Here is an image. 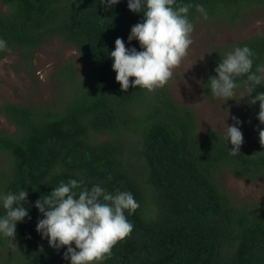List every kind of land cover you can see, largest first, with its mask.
I'll list each match as a JSON object with an SVG mask.
<instances>
[{
	"label": "trees",
	"instance_id": "16d2710c",
	"mask_svg": "<svg viewBox=\"0 0 264 264\" xmlns=\"http://www.w3.org/2000/svg\"><path fill=\"white\" fill-rule=\"evenodd\" d=\"M0 2L6 7L0 10V37L11 49L0 58L16 53L29 67L42 41L58 35L77 48L85 65L81 76L71 63L64 66L60 75L71 80V92L55 106L0 103V113L14 125L11 133L0 132V190H28V216L17 222L13 242L0 238V264H67L65 247H50L36 231L42 214L33 202L69 178L131 191L139 202L134 212H125L131 233L102 264H264V201L237 207L216 179L222 169L251 180L264 177V144L243 137L239 152L230 154L232 145L220 132L207 128L197 136L193 109L177 103L166 84L153 91L131 85L122 90L115 80L107 53L117 37L139 50L138 41L127 37L141 13L129 10L127 0L112 7L100 0ZM177 2L191 4L193 23L205 19L196 4L204 6L207 20L229 24L264 6V0ZM245 44L255 53V69L264 60V32L227 50ZM220 55H207L206 97L212 96L207 81ZM256 90L264 91V84ZM250 110L256 122L259 102Z\"/></svg>",
	"mask_w": 264,
	"mask_h": 264
},
{
	"label": "clouds",
	"instance_id": "9594fccd",
	"mask_svg": "<svg viewBox=\"0 0 264 264\" xmlns=\"http://www.w3.org/2000/svg\"><path fill=\"white\" fill-rule=\"evenodd\" d=\"M118 2L100 0L107 7ZM127 7L142 14L141 20L131 26L127 37L129 42L138 41L139 50L131 45L126 47L124 39L117 37L114 49L107 55L113 58L115 80L122 90L131 85L153 91L168 83L173 69L181 64L193 43L194 24L188 15L191 4L177 0H127ZM195 8L207 18L202 4H196ZM4 51L11 49L6 39L0 37V52ZM254 56L247 44L234 45L220 55L215 75L208 78L207 85L211 94L224 102L236 98L237 89L243 86L246 91L241 93L240 99L247 96L250 104L259 102L257 118L264 124V91L256 90L257 85L264 84V64H258L254 69ZM130 77L134 79L130 80ZM238 77L243 79L238 81ZM253 92L255 95H251ZM232 119L233 124L224 121L223 136L227 145H232L230 154H236L243 143L242 121L236 116ZM258 134L264 144V128H260ZM27 196L28 190L24 188L0 190V238L13 242L17 222L28 216V208L23 204ZM33 204L42 214V218L37 219L36 231L42 239H47L50 247L57 250L65 247L62 255L69 264H102L112 255L117 241L133 229L125 212L131 214L139 207L131 191H109L100 183L89 186L83 179L75 178L60 180Z\"/></svg>",
	"mask_w": 264,
	"mask_h": 264
},
{
	"label": "rangeland",
	"instance_id": "374dc122",
	"mask_svg": "<svg viewBox=\"0 0 264 264\" xmlns=\"http://www.w3.org/2000/svg\"><path fill=\"white\" fill-rule=\"evenodd\" d=\"M5 8L0 2V10ZM193 24V43L166 83L171 97L177 103L193 109L199 138L207 128L223 134L224 121L226 124H233L235 122L232 116H236L242 121L240 128L243 137L253 142L260 141L258 133L260 128H264V124L253 120L249 98L246 96L240 99L241 93L246 91L244 87L237 89L236 98L225 102L213 95L206 97L202 87V72L209 53L216 50L224 53L233 42L264 32V6L248 9L242 19L233 24L220 18L202 19ZM67 63H71L79 76L84 73V61L77 48L58 35L42 41L34 51L32 65L29 67L16 53L0 58V103L11 101L27 106H55L59 97L64 99L71 92V80L60 75ZM1 131L11 133L14 125L0 113ZM104 137L106 136H99ZM133 137L136 138L137 135L134 133ZM216 179L237 207L264 201V177L251 180L239 177L231 170L222 169L217 173ZM56 264L66 263L62 260Z\"/></svg>",
	"mask_w": 264,
	"mask_h": 264
}]
</instances>
